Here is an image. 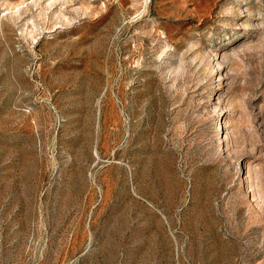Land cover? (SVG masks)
Returning a JSON list of instances; mask_svg holds the SVG:
<instances>
[{
	"label": "rangeland",
	"instance_id": "1",
	"mask_svg": "<svg viewBox=\"0 0 264 264\" xmlns=\"http://www.w3.org/2000/svg\"><path fill=\"white\" fill-rule=\"evenodd\" d=\"M0 264H264V0H0Z\"/></svg>",
	"mask_w": 264,
	"mask_h": 264
}]
</instances>
